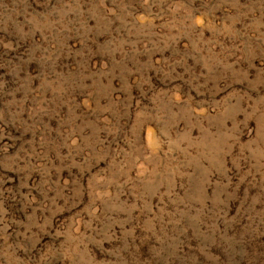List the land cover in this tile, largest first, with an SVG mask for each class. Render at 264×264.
Returning <instances> with one entry per match:
<instances>
[{
  "label": "rangeland",
  "instance_id": "obj_1",
  "mask_svg": "<svg viewBox=\"0 0 264 264\" xmlns=\"http://www.w3.org/2000/svg\"><path fill=\"white\" fill-rule=\"evenodd\" d=\"M0 264H264V0H0Z\"/></svg>",
  "mask_w": 264,
  "mask_h": 264
}]
</instances>
